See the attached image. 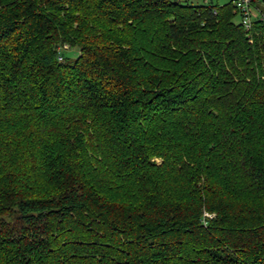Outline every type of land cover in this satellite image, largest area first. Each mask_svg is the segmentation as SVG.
Returning <instances> with one entry per match:
<instances>
[{
  "label": "trees",
  "instance_id": "trees-1",
  "mask_svg": "<svg viewBox=\"0 0 264 264\" xmlns=\"http://www.w3.org/2000/svg\"><path fill=\"white\" fill-rule=\"evenodd\" d=\"M206 1L0 0V264H264V20Z\"/></svg>",
  "mask_w": 264,
  "mask_h": 264
},
{
  "label": "built area",
  "instance_id": "built-area-1",
  "mask_svg": "<svg viewBox=\"0 0 264 264\" xmlns=\"http://www.w3.org/2000/svg\"><path fill=\"white\" fill-rule=\"evenodd\" d=\"M252 0H238L235 2L241 16V23L246 30H250L254 19L264 20V15L251 4Z\"/></svg>",
  "mask_w": 264,
  "mask_h": 264
},
{
  "label": "rangeland",
  "instance_id": "rangeland-1",
  "mask_svg": "<svg viewBox=\"0 0 264 264\" xmlns=\"http://www.w3.org/2000/svg\"><path fill=\"white\" fill-rule=\"evenodd\" d=\"M187 1L190 2V3H195V4H201V3L207 2L206 0H187ZM209 1H212L215 4L225 5V4L230 3L233 0H209ZM256 7L264 8V0H256ZM235 21L239 22L240 21V17H236ZM154 160H155V162L158 165H160L162 163V160L159 159V158L154 159Z\"/></svg>",
  "mask_w": 264,
  "mask_h": 264
},
{
  "label": "water",
  "instance_id": "water-1",
  "mask_svg": "<svg viewBox=\"0 0 264 264\" xmlns=\"http://www.w3.org/2000/svg\"><path fill=\"white\" fill-rule=\"evenodd\" d=\"M173 1H178V0H173Z\"/></svg>",
  "mask_w": 264,
  "mask_h": 264
}]
</instances>
